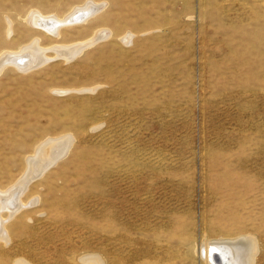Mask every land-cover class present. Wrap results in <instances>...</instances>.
<instances>
[{"label": "rangeland", "instance_id": "374dc122", "mask_svg": "<svg viewBox=\"0 0 264 264\" xmlns=\"http://www.w3.org/2000/svg\"><path fill=\"white\" fill-rule=\"evenodd\" d=\"M88 2L87 25L41 32L44 66L0 72V189L70 138L1 211L0 264H211L208 243L243 238L264 264V0H0V52L40 32L28 14Z\"/></svg>", "mask_w": 264, "mask_h": 264}, {"label": "bare ground", "instance_id": "6f19581e", "mask_svg": "<svg viewBox=\"0 0 264 264\" xmlns=\"http://www.w3.org/2000/svg\"><path fill=\"white\" fill-rule=\"evenodd\" d=\"M94 12H95L94 6L90 2H88L83 7L73 8L70 12H68L61 18L57 17V19L53 16L42 15L41 12H37V11L28 14L26 16L28 22L31 25H33L34 30L40 32H36V35L33 36L35 38L31 37L30 39L26 37V42L28 40L30 41L24 44L22 43V45H20L17 48L18 51L22 50V52L20 53L16 52L14 54L10 50L1 51L0 72L6 66L11 64L24 73L32 72L44 66L49 61L50 58L46 56L44 49H42V47L40 46L39 43L40 40L38 39L44 36L43 34H41V32L44 31L50 33V35H52L54 39H59L60 33H62V31L65 30L66 28L85 26L89 22H91L94 18L100 15V13L96 14ZM100 32L101 30H99V27L95 28V30L92 32L90 39L98 38V36L101 37L103 34L99 35ZM67 40H70V38ZM95 40L96 42L94 43H97L98 42L97 39ZM101 41H105V40H101ZM10 48L12 49V47ZM83 48L84 46H82L81 43H77V45L72 46L71 50L55 49V51L57 52L58 56L61 57L62 60L66 62H70L73 59H75V57L78 55L79 52L82 51ZM22 59L24 61H22ZM69 144H70V138L64 136L63 138L60 139H56V140L52 139L46 142H42L40 145H38L35 148L34 151H32L34 152L33 155L30 158H28V161H26L28 163V165H26L28 166L27 167L28 169L26 168L22 177L16 180L5 190L0 189V216H1V211L2 212L6 211L10 213L11 219H14L18 214L22 213L25 210L24 209L25 207L23 208L19 207L17 202L18 198H20L22 193H24L26 187L30 185L34 179L41 177L51 167L55 166L58 161L64 158L66 152L68 151V148H70ZM5 228H6V222H2L0 217V241L3 243L7 242V238L4 235ZM205 252L204 253H205L206 263L210 262L211 264H253L255 256L257 254V245L254 241L246 238H243L242 240L239 241H235V240L212 241L207 244V247L205 246ZM213 253H216V255L214 256ZM82 263L101 264L100 260L94 256L86 257L84 260H82ZM15 264H27V263L20 261V262H16Z\"/></svg>", "mask_w": 264, "mask_h": 264}, {"label": "water", "instance_id": "95a60500", "mask_svg": "<svg viewBox=\"0 0 264 264\" xmlns=\"http://www.w3.org/2000/svg\"><path fill=\"white\" fill-rule=\"evenodd\" d=\"M213 255L215 256L216 255V253H213ZM214 258V257H213ZM215 261V260H214Z\"/></svg>", "mask_w": 264, "mask_h": 264}]
</instances>
